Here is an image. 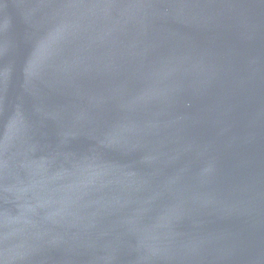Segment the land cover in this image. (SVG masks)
<instances>
[{"label":"water","instance_id":"obj_1","mask_svg":"<svg viewBox=\"0 0 264 264\" xmlns=\"http://www.w3.org/2000/svg\"><path fill=\"white\" fill-rule=\"evenodd\" d=\"M0 264H264V0H0Z\"/></svg>","mask_w":264,"mask_h":264}]
</instances>
